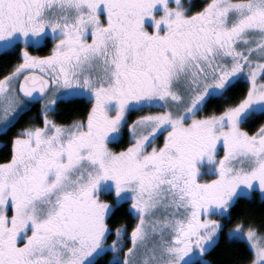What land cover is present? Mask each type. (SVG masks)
Here are the masks:
<instances>
[{
	"label": "snow or ice",
	"instance_id": "obj_1",
	"mask_svg": "<svg viewBox=\"0 0 264 264\" xmlns=\"http://www.w3.org/2000/svg\"><path fill=\"white\" fill-rule=\"evenodd\" d=\"M0 64V264H264V0H0Z\"/></svg>",
	"mask_w": 264,
	"mask_h": 264
},
{
	"label": "trees",
	"instance_id": "obj_2",
	"mask_svg": "<svg viewBox=\"0 0 264 264\" xmlns=\"http://www.w3.org/2000/svg\"><path fill=\"white\" fill-rule=\"evenodd\" d=\"M2 73H3V65L0 64V74H2ZM237 250H239V249H237ZM242 254H246V253H242Z\"/></svg>",
	"mask_w": 264,
	"mask_h": 264
}]
</instances>
